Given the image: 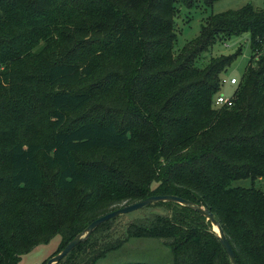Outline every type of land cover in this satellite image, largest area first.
<instances>
[{
    "label": "trees",
    "instance_id": "obj_1",
    "mask_svg": "<svg viewBox=\"0 0 264 264\" xmlns=\"http://www.w3.org/2000/svg\"><path fill=\"white\" fill-rule=\"evenodd\" d=\"M216 1L0 0V264L58 235L53 256L97 217L167 194L209 209L237 264H264V9L209 14L176 48L177 14ZM245 33L232 105H215L241 48L212 47ZM149 206L164 211L115 238L109 219L55 264H96L130 238L162 240L171 264H231L199 213Z\"/></svg>",
    "mask_w": 264,
    "mask_h": 264
},
{
    "label": "rangeland",
    "instance_id": "obj_2",
    "mask_svg": "<svg viewBox=\"0 0 264 264\" xmlns=\"http://www.w3.org/2000/svg\"><path fill=\"white\" fill-rule=\"evenodd\" d=\"M246 4H251L253 7L264 9V0H219L213 3L210 7L200 10H190L187 13L183 10L182 13L176 16L177 33L176 48L182 47L188 41L195 38L200 30L202 19L209 14H218L227 10H236ZM184 13H187L184 14ZM249 35L247 33L240 36H232L229 40L222 44H215L212 47L211 55H228L234 53L238 48H241L240 54L235 58L231 65L223 74L224 79L236 77L237 79L244 71L250 58V48L248 42ZM208 58V55L206 56ZM231 87L224 84L221 93L229 95ZM36 129L41 133H46V129L41 124L36 125ZM20 136V135H19ZM236 186L248 187L251 185L250 180L241 179L232 183ZM255 187H264V182L255 181ZM162 207L149 206L133 212L123 214L118 217L116 224L119 225V230L115 237L121 236L122 228L131 219L148 215L152 212H162ZM117 225V226H118ZM60 237L58 235L51 238L47 243H41L33 247L29 252L20 256L17 264H40L45 259L56 252L59 248ZM125 262H142L148 264H171V253L162 240L152 238H130L121 247L107 254L106 257L97 261L96 264H119Z\"/></svg>",
    "mask_w": 264,
    "mask_h": 264
},
{
    "label": "water",
    "instance_id": "obj_3",
    "mask_svg": "<svg viewBox=\"0 0 264 264\" xmlns=\"http://www.w3.org/2000/svg\"><path fill=\"white\" fill-rule=\"evenodd\" d=\"M156 202H173L180 204L182 206H185L191 210L196 211L201 216H203L207 221L210 222L212 226V230L216 233L219 242L221 243L222 247L224 248L231 264H237L234 252L232 250V247L224 234L218 220L214 217L213 213L201 206L196 205L192 203L191 201L181 198L179 196L175 195H151L146 198H143L139 201L133 202L131 204L119 207L117 209H114L112 211H109L96 219L92 220L81 232H79L74 238H72L58 253L48 258L45 264H55L61 259H63L77 244L87 239V237L91 234V232L99 226L101 223L112 219L119 217L123 214L133 212L135 210L147 207L150 204L156 203Z\"/></svg>",
    "mask_w": 264,
    "mask_h": 264
},
{
    "label": "built area",
    "instance_id": "obj_4",
    "mask_svg": "<svg viewBox=\"0 0 264 264\" xmlns=\"http://www.w3.org/2000/svg\"><path fill=\"white\" fill-rule=\"evenodd\" d=\"M237 83V78L236 77H230L228 80L227 79H222V84L226 85H234ZM232 94L231 95H225L223 93H219L216 98H215V105H227L231 106L232 105Z\"/></svg>",
    "mask_w": 264,
    "mask_h": 264
}]
</instances>
